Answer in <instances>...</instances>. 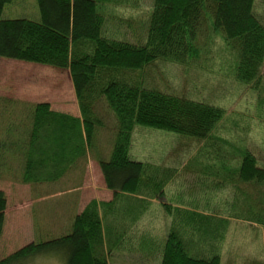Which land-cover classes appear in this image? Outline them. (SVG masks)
I'll return each instance as SVG.
<instances>
[{
    "label": "trees",
    "instance_id": "trees-1",
    "mask_svg": "<svg viewBox=\"0 0 264 264\" xmlns=\"http://www.w3.org/2000/svg\"><path fill=\"white\" fill-rule=\"evenodd\" d=\"M12 1L0 0V58L69 70L81 119L49 111L48 104L34 105L24 168L23 139L12 157L3 147L15 139L8 134H17L19 126L10 130L9 124L0 135V178L7 175L21 185L56 182L65 175V166L87 161L95 151L108 155L99 164L115 199L122 194L157 198L170 180L168 169L135 160L130 150L136 127L161 129L177 134L179 140L205 144L190 159L189 173L216 181L211 184L198 178L202 191H229L216 208L208 206L210 198L184 192L179 207H165L176 215L161 264H220L219 249L230 219L264 227V166L258 165L251 148L219 132V128L228 132L225 109L200 97L196 100L163 92L156 85L148 87L146 78L148 68L159 62L181 65L185 71H207L208 75L219 71L223 77L250 86L255 112L264 119V23L257 10L264 11V0H153V13L137 38L139 43L103 35L105 5L114 0H35L38 21L2 18ZM101 101L116 120L115 132L107 129L109 125L97 111ZM105 125L110 144L99 146L97 139ZM183 178L179 168V181ZM114 203L92 200L75 217L68 234L29 243L0 264L57 254L64 264H109L110 253L117 247L110 236L112 222H116L104 224L101 212L106 217L105 207ZM7 207L6 193L0 190V243ZM122 221L118 225L123 226Z\"/></svg>",
    "mask_w": 264,
    "mask_h": 264
},
{
    "label": "rangeland",
    "instance_id": "rangeland-1",
    "mask_svg": "<svg viewBox=\"0 0 264 264\" xmlns=\"http://www.w3.org/2000/svg\"><path fill=\"white\" fill-rule=\"evenodd\" d=\"M126 1H128L129 6L127 3L124 5ZM133 1L114 0L113 4L105 5L107 12L105 14L106 32L103 34L104 36L111 39H125L131 43H139L137 38L141 37L144 31L143 26L149 24L154 2L153 0H142L139 3H134ZM257 10L264 23V11L260 8ZM2 18H28L38 21L39 8L37 2L35 0H13L5 6ZM123 34H125L126 38L121 37ZM261 75H264V64ZM206 76L215 80L209 77L206 78ZM225 77L219 71L212 75H208L207 71L202 73L196 70L185 71V68L181 65L171 62H159L148 68L146 73L148 87L155 88L154 86L156 85L163 92L178 96L185 95L196 100L200 97L206 103L223 107L226 111L225 119L229 117L226 126L228 132L221 128H219V132L230 137L236 144H243L251 148V151L258 159V165L264 166V119L257 114V111L255 112V102L249 91L250 86L247 87L245 84ZM219 81H223L224 84H217ZM64 91L66 96L74 93L69 70H58L41 65L32 66L17 60L0 58V135L9 124L10 130H16L17 125L20 128L15 135L9 133L10 130L8 131V129L4 132L6 135L9 133V137H15V139L9 138L11 140L7 141L8 143L3 146L9 151L11 157L14 156V151L21 148L17 143L23 139V117H26L23 116V100L34 103L51 102V104L55 105L61 104ZM64 101L66 102L65 98ZM107 108V104L101 101L98 103L97 111L102 115V118L104 117V122L115 132L116 120L111 113L107 114ZM234 114L239 115L235 118V121L231 119ZM107 134L108 130L100 136L102 146L110 144L105 139ZM185 138L188 139L187 137ZM178 140L179 137L175 133L144 126L136 127L132 135L130 150L132 158L150 163L158 169H168L167 172L170 177V180H167L168 183L164 186L161 196L155 198L156 201L149 205L147 213L140 221V231L142 232L144 228L150 229V232L157 234V239L164 232L165 234L162 238H165L166 232L170 230L173 215L176 214L169 216L165 207L179 204V198L182 196L181 192L187 193L188 196L210 198L208 206L210 205L212 208H216L229 195V191L219 193L217 188L202 191L204 188H200L198 185V178L202 177L211 184L216 181L206 175L198 176L195 174L191 176L192 174L189 173L190 171H188L187 167L190 159L205 144L199 145V142L190 143L182 139L179 140V150H177ZM179 168L184 174V178L181 181H179ZM95 169L90 170V175H87L85 182L82 181L85 174L83 168H78L76 173L71 175L70 186H75L74 190L77 191L72 192H75L78 200L83 195L90 196L95 189L103 186L104 183L99 167ZM189 178L192 180H189V183L186 184ZM179 183L181 188H179ZM185 184L187 185L186 188H184ZM67 186L66 184L62 185L59 190H66L65 187ZM91 189H93L92 192H90ZM0 190L6 193L8 199L4 233L0 244V260L28 243H41L59 236L50 237L49 239L46 236L47 232H45L49 228V224H51L53 229L58 228V214L56 215L53 212L46 213L47 207L42 209L39 206L25 208L26 210L23 211V197L27 195V188L23 190V185L14 183L9 176L3 175L0 178ZM86 198L89 199L90 197ZM200 201L201 203L203 202L202 199ZM48 203L45 202L44 204ZM48 206L58 210L57 207H52V203ZM172 207L173 209L175 208L174 206ZM48 212L50 211L48 210ZM67 217H65V224H67ZM30 226L33 227L35 232L34 238H30V235H32L30 231L29 234L26 233L28 237L23 236L25 231L30 230ZM262 233L264 234L263 226L248 222L230 221L228 231L223 237V245L229 244L231 238L236 245H260L264 247V236ZM113 241L117 243V246L119 245V242H116L115 239ZM128 257L133 258L131 254ZM19 264H64V260L58 254L53 256L39 255Z\"/></svg>",
    "mask_w": 264,
    "mask_h": 264
},
{
    "label": "crops",
    "instance_id": "crops-1",
    "mask_svg": "<svg viewBox=\"0 0 264 264\" xmlns=\"http://www.w3.org/2000/svg\"><path fill=\"white\" fill-rule=\"evenodd\" d=\"M22 63H26V62H22ZM26 64L32 66L33 65L38 66L37 64L34 63H26ZM44 67H49V66H44ZM70 80H71V84H73L71 74H70ZM64 98L66 102L64 101ZM61 100H62L61 104H56V105L51 104V102L34 103L23 100V106H24L23 116H26L23 117V168L25 165V159L29 149L30 137L33 131V126L31 124V121L34 113L33 111L34 105L48 104L49 111L61 113L81 119V111L77 101L75 89L73 95L71 94L70 96H66V93L64 91V95L61 98ZM5 102L7 101L5 100ZM107 128L113 131V129H111L110 126H107ZM101 130L102 132L99 134L97 139L99 142V146L100 145L102 146L101 144L102 141L100 139V136L103 132L106 131V125ZM106 137L107 136H105V139ZM101 159H108V155L106 153L101 154L99 152L94 151L88 154L87 161L84 160L83 162H78V163L73 162V165L71 167L68 165L65 166L64 167L65 175L56 182H45L42 184H26V185L23 184V190H26V188L28 190L27 195L23 197V211L26 210L25 208L39 206L42 209L43 207H47V210H45L46 213L53 212L56 215L58 214L59 217L58 228L53 229L51 224H49V228L45 230V232H47L46 233L47 238L50 239V237L52 238L57 235L59 236H57L56 238L61 237L64 235V233L68 234L71 231V226L75 217L81 214L86 208V206L92 200H96L98 202H103V203L116 201V203L109 204L108 206L105 207L106 217L104 213L101 212V216L103 217L104 224L106 223L107 220L108 223H111L112 221L116 222V223L112 222V227H111L112 232L110 236L112 237V241L113 239H115L116 242H119V245L112 251V253H110L109 264H161L162 253L165 242L169 235V230L168 232H166L165 238H162V236L165 234L164 232L159 236L158 239H157V234L152 231L150 232V229L144 228L142 232L140 231V221L142 217L147 213L149 205L152 204V202H155L156 199L151 198L152 199L151 200L142 196H134L128 194H122L120 195V197L115 199V192L113 190L108 189V187L105 184L99 164V161ZM98 167L103 179V183H104L103 186H101V188L95 189L90 196L83 195L78 200V197H76L75 192H72V191H77L74 190L75 186H70L71 175L76 173L78 168H83L85 170V174L82 181L85 182L87 175L88 176L90 175V170L91 169L96 170L95 168L98 169ZM65 184L68 185L67 187H65L66 190L60 191L59 187ZM92 190L93 189H91L90 192H92ZM38 191H42V192H38ZM86 197H90V198L87 199ZM45 202H49V203L44 204ZM51 203H52V207H57L58 210L49 207L48 205ZM172 206L177 208L179 207V204ZM48 210L50 212H48ZM168 215L172 216L169 213ZM66 216H68L66 220L67 224L64 223ZM121 218H123L122 221L123 226L118 225L119 220ZM230 221H238V220L230 219ZM171 222H173V219ZM29 231L32 234L30 235V238H34L35 232L33 230V227L31 226H30V230H27L23 233V236L28 237L26 233L29 234ZM130 254L133 256V258L128 257ZM219 254H220V264H264L263 246L260 245L247 246V245H239V244L236 245L232 242L231 238L229 244L223 245L219 249Z\"/></svg>",
    "mask_w": 264,
    "mask_h": 264
}]
</instances>
